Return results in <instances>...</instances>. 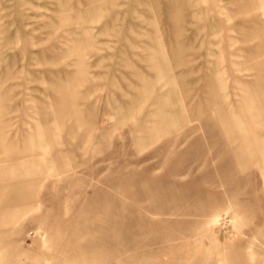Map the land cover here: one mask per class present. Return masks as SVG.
<instances>
[{
    "label": "rangeland",
    "instance_id": "rangeland-1",
    "mask_svg": "<svg viewBox=\"0 0 264 264\" xmlns=\"http://www.w3.org/2000/svg\"><path fill=\"white\" fill-rule=\"evenodd\" d=\"M0 123V264H264V0H0Z\"/></svg>",
    "mask_w": 264,
    "mask_h": 264
},
{
    "label": "crops",
    "instance_id": "crops-1",
    "mask_svg": "<svg viewBox=\"0 0 264 264\" xmlns=\"http://www.w3.org/2000/svg\"><path fill=\"white\" fill-rule=\"evenodd\" d=\"M54 89H55L54 90L55 92H57V89H59L58 91H62L63 97L65 99L71 96L69 94L72 91L70 90L69 85H67L65 83H61V82L55 83ZM56 97H57V95L53 94L51 96V99L56 98ZM68 106H69V104H68ZM118 113L119 114L122 113L121 109H118ZM218 114L227 116V119H225L224 123H225V130H226L228 136L230 138H232L233 140L240 139L242 142L244 141L243 146L251 148V139L247 133V128L245 126V121L243 120V117L239 113L235 112L232 109L220 110V111H218ZM31 139H32V137H31ZM28 141H29V139H28ZM31 142H32L31 144L29 143L30 145L25 142L27 144V146H25V143H24V146L22 149H14L13 148L14 144L8 141L6 135H4L3 133H0V152L2 154L6 155L8 157V159H12L13 156H16L18 154H21V153L25 154V147H27L28 151H30L32 154L34 143H33V140ZM15 146L17 147L19 145H15ZM241 148L242 147H239L237 149L238 153L240 155H241V152H240ZM243 152H248V151L244 150ZM251 154H254V150H253V153H251ZM34 162H36V160ZM24 163L25 162L22 161V163L19 165L20 170H22ZM33 167L38 168L40 166H38V164H33L32 169H33ZM13 168L14 167H10L9 168L10 171H9L7 167L0 165V173L1 172H6V173L9 172V173L13 174V175L9 176V178L15 177V178H20L18 180H22V178H21L22 174H16L15 173L16 171H14ZM8 184H10V185L14 184V185L9 186ZM17 185H18V183H17V181H15V182H6L2 185V187L0 186V198L2 199V202H3L2 203L3 206H2V208H0V210L7 208V207H10V205L12 204L11 199L13 200L14 197L17 199V196L22 194V192H21L22 190H18ZM11 206H13V205H11ZM17 206H22V205H17Z\"/></svg>",
    "mask_w": 264,
    "mask_h": 264
}]
</instances>
